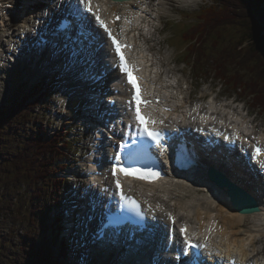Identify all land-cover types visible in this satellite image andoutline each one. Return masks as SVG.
I'll use <instances>...</instances> for the list:
<instances>
[{
	"label": "bare ground",
	"instance_id": "obj_1",
	"mask_svg": "<svg viewBox=\"0 0 264 264\" xmlns=\"http://www.w3.org/2000/svg\"><path fill=\"white\" fill-rule=\"evenodd\" d=\"M48 1H51L50 2L51 4L54 1L59 3V0H48ZM96 1L98 3V6L102 10L103 18L106 19L108 22L109 28L113 29V32L115 35H117L118 39L132 46V47H128L126 49V52L130 55V57L133 60H137L136 66H140L138 62H143L147 64V66H145L143 69V73H145V77L147 78L148 91L150 92L152 88H155L156 92H158L160 89H164V91L168 93V95L172 97V99H174V100H170V102H173V106L175 105L176 107H178V104L182 103L181 109H183V111H187L190 114H194L193 112H195L196 110L197 115L201 114L203 115V118H207V119L210 118L211 116L208 115L209 113L201 110L200 108H195V110H192V112L190 109H187L185 105L184 97L176 98L175 95L174 96L171 95L174 94L175 90H177L176 94L180 93L178 89L179 86H175L171 80L167 79L166 75H163L164 73L163 65L158 60V57L150 56L154 54L152 49H150L149 52L141 49L142 46L144 45V42L147 41L146 39L142 41L143 32L145 31L146 27H145V21H143L144 16L140 15L141 12L140 13L138 12L140 9L144 11L145 10L144 7L145 8L151 7V1L150 0H96ZM44 2L45 0H0V50L2 52L1 55L3 54V56H0V63L6 59L5 57L9 56L7 52L9 50L7 47H5V44L3 43L4 39H6L5 37L9 36L8 31H10L11 33L15 25H17V23L22 19L25 22H27L29 18V14L31 13L34 14L35 12H38L39 9L43 7ZM73 3H75V1ZM123 12L131 15L132 23L130 25L129 23L123 22L122 20H114L115 15L117 14L122 15ZM126 25H129L131 27L129 33H127ZM121 30H123L122 34H121ZM106 51L108 53V59L112 61L113 58L109 57L108 47L106 48ZM46 56L47 55H45L44 53V56L42 58H39L38 63H40V61H44L45 63H47V61L51 60V56H48V60ZM53 57L55 58L51 60V63L48 64L49 66L53 67L55 71H59L60 69L58 67L62 66L60 65L61 62L64 63L67 57L62 55L59 56L55 55ZM13 60L16 61L14 57ZM21 62L22 61H20L18 64L24 66V64ZM45 63H41V65ZM191 64L193 63L191 62ZM14 65L16 66V64ZM27 65L28 64H26V66ZM65 72H66V78L69 77V79H71L75 77L77 79H80L79 87L84 89V91L87 92L88 96L92 92L98 91L100 89L108 90L110 96L112 94H115V92L112 91L113 88L111 89L110 87H108L106 89H102L100 88V86L105 82L104 81L105 79L109 78L107 79L108 82L112 83L113 80L119 77L121 74L117 70L116 73L110 78L108 73L105 70H102V77L99 79L100 82L102 83L96 87H93L90 85V83L84 81L83 79L84 76L82 74L84 72V69L81 68V64H78L74 69H72L71 72L68 70ZM77 74L78 77H76ZM99 75L100 73H98V76H96L95 79L99 78ZM73 88L74 86L72 85L68 86L67 88L69 92H72L69 93L71 94L72 98H74L73 96H76V94L72 91ZM117 90L118 91L121 90L124 92L125 87L123 85L118 86ZM122 96H125V93H123ZM218 97L219 95L213 97L216 99V103L218 102L217 100ZM77 102L78 100L76 99L73 100V104H77ZM236 102H239V100L234 99L232 103H236ZM92 103L94 104L92 105L89 104L91 108L97 109L99 107L101 110H106V108H103V105L99 101V99H94ZM126 105L127 103L124 102L123 100V103L121 104L122 107L121 109L123 112H119L117 104L114 106V108H116L115 111L117 117H120V119L123 116H126V114H128ZM223 106L225 107V109L229 110L228 112L224 113V116L227 119V121L223 123L225 128L226 127L235 128L237 126V123L235 121L240 120L241 124L243 125L245 124V126L249 130L250 127L246 124L247 122L246 119L242 118L240 114L232 111L229 106L226 105ZM201 107L205 108V106H201ZM244 107L245 106H243V108ZM172 109L174 110V112L176 111L175 108ZM216 111L217 109L215 108L213 114H217ZM106 115H109V113H106ZM227 115H229V119L227 118ZM193 118L195 119V121H201V119L195 116ZM104 120L106 121L105 118ZM91 121L94 125L96 124V122H99L100 125L104 124L103 122L98 121L96 117L94 119H92L91 117ZM24 125L25 123L21 125V128ZM197 129L198 131L201 132L205 131L204 128H202L201 126H197ZM198 131L194 132V130H192V133H194L193 135H191L192 139L198 138L197 137V135L199 134ZM263 134H264L263 130H261L260 138H264ZM253 135L255 138H257L258 136L257 134H253ZM99 137L103 140H106L105 136H103L101 132H99ZM99 142L96 144V148L98 150L102 148V144L100 143L101 145L100 146ZM96 148H94V150H96ZM211 149L213 150H210L209 153L198 152L200 153L201 158L202 155L204 157L203 159H201L202 164L200 165L199 170L196 167L189 169H182V170L177 169V172H172V175L169 177L168 181L157 185H153V184L148 185L142 183V185L144 187L146 186L147 188H144L143 186L142 187L147 191L146 192L147 195L150 194L153 195V202L157 207L156 212H160L162 215H164V212H162L163 211L162 206L159 207V204L156 201L157 193L164 192L165 195H167V197L171 201L175 202V204L179 206V208L177 207L178 209H182L184 210L185 213H189V214L191 212H194L197 215V218L199 219L198 229L195 228L193 223L190 221L182 222L181 214L178 213L175 214V222H173L171 216L170 218L166 217V221L170 223L172 226H175L174 225L175 223H177L181 228L187 225V234H193L196 237L201 236L202 240L207 239V242L210 243L211 245L210 249L216 250L217 254L213 255V253L209 249V246H207L204 248V251L201 253V257L198 255L197 252L181 250V254H184L187 258L190 257L193 258L194 264H206L208 261H211V263L217 262L218 264H235L236 262L233 261L234 258L235 260H238L239 264H264V258L263 260L256 259V257H254L255 255L252 256L251 250L248 248L249 246H251V244L255 243L257 239L261 238L260 235L263 234L262 230L264 229V181H262V179L260 178H257L256 175H254V173L251 170H249L247 165L244 164L243 159L239 158L238 155L233 154V152L229 154L226 153L215 154L217 148L214 147ZM97 155L98 154H96V156ZM98 157L96 158L91 156L86 161V163H89L90 169L93 171L95 175L92 177L95 178L97 182H99L100 180H105L106 182L111 181V176H112L111 171L108 169V167H105L103 163L97 162ZM204 162L207 163L209 166H213L218 169H221L235 183L239 184L240 186L248 190L252 194V196H254L256 199L259 200V210L250 213L241 212L234 204V198L230 194L228 187L227 186L222 187L211 180V176L208 171L209 168L204 165ZM90 163L92 164L90 165ZM231 170H233V172ZM87 175L89 174L87 173L86 176ZM105 189H103L102 191V196L104 199L107 198L106 200H109V198H111V195L113 193V187H111V184H109L107 186V190ZM34 190L35 189L33 188V191ZM33 191L31 192L30 195H32ZM186 192H190V194H192L193 192L194 195L197 194L198 196L193 195V198L190 199V195L187 194ZM57 197L58 195L56 196V201H57ZM163 201L164 200H162V202ZM54 203L51 204L53 207H55ZM162 205H166V204H162ZM166 211H171V210L168 209ZM247 217L257 222V224H254L252 226L253 232H250L251 230H249L248 232L246 231L247 236H239V237H237L238 235L235 236V233L238 234L239 230L243 228L240 227L245 224L246 219H248ZM55 219H57L59 223L61 222L62 217L60 216V213L57 216L55 215L52 220ZM178 230H179L178 227L174 229L173 238H176L175 242L177 241L179 243L177 246L179 249H181L182 247L181 237L175 235L178 234ZM242 231L243 230H241V232ZM28 234L29 232H27V235ZM31 235H34L35 238H37L36 234H31ZM78 236H79L78 234H75L76 238ZM51 237L52 239H56L55 236H51ZM42 240L44 242H47L44 239ZM40 244L42 246L47 247L45 244L41 242ZM54 244H58V243L55 242ZM90 248L92 249V252L95 255L94 258L96 259L99 258L100 260H102V258L106 256L103 251L102 252L100 251V246L94 247L90 243ZM111 248L113 252L110 253L109 257L111 258L116 257L117 264H119L121 261H122L121 263L123 264L124 262L126 264L134 263L133 261L124 259L121 255L117 254L118 251L114 247H112V245ZM262 249L264 250V248ZM95 250L98 251L96 252ZM164 250H165L164 256L170 255L172 248L169 246L168 241H165ZM58 252L55 253L56 254L55 257L58 256L57 255ZM173 253L175 254L174 257L176 258L177 253H179V250H175V252ZM209 253H211L212 255H209ZM158 256H159V251L157 250L151 251L148 249L146 254L144 253L143 256L141 257L142 259L151 260V264L152 262H154V264H162ZM133 259H135V256H133ZM110 264H115V263L111 261ZM136 264H138V262H136Z\"/></svg>",
	"mask_w": 264,
	"mask_h": 264
},
{
	"label": "rangeland",
	"instance_id": "obj_2",
	"mask_svg": "<svg viewBox=\"0 0 264 264\" xmlns=\"http://www.w3.org/2000/svg\"><path fill=\"white\" fill-rule=\"evenodd\" d=\"M216 1L217 0H164V3H162V5H159L157 4V2H154L152 7L155 8V16L153 15L154 17L152 16L151 18H149L147 15L144 16L145 19L148 20L149 25L147 27L150 28L149 30H146L145 34L142 37L143 40L145 38H148V45L143 46L144 50H146L147 48L148 51L152 49L154 54L158 57V60L163 65V75H166L167 79L174 82V84L178 81L179 90L182 92L181 94H179V96L180 98L184 97L185 105L187 109L191 110V112L192 110H195V108H199L197 106H193V104L197 101L198 106H206L209 100L219 95V97L217 98L218 102L216 104H218L217 107H220L222 109L220 110L221 115L219 116L222 123H225V121H227L226 117L224 116V113L229 111L227 109H224L225 107L223 105L230 104V106L234 105L237 106L238 109H242L243 113H247V110L250 111V118H255L254 124L252 125L250 130H252L253 127H257L258 130H262L264 129V112L262 109L256 107L255 102H253L252 99L246 97L247 94L244 90H239L238 94L232 96L231 93L233 92H231L227 86L222 85V80L215 79L213 77V73H211L208 78H205L204 76L201 78L209 80L202 86L200 85L201 80H199V82L192 83L193 80L191 79V75L192 73L196 75L195 66L193 68L192 64L186 65L185 63H183V61L186 60V44L183 42V35L190 34L191 30L189 29L194 28V25L197 23L200 17L208 16V14L204 12L205 8L214 4V2L216 3ZM32 16L34 15H29L27 22H25L23 19V21H19L17 25H15L11 33L10 31H8L9 36L5 37L7 39L5 40V47L10 48L15 39V35H17L24 26H31V24L33 23ZM1 53L2 52L0 50V56H3V54L1 55ZM186 62L190 61L187 60ZM41 63L45 62L40 61V64ZM63 64L64 63L61 62L60 65L63 66ZM27 67L28 68L20 66L17 67L18 71L25 72L23 74H19V76H22L24 85L17 88V93L20 96L21 94H23L24 90H26V93H28L35 89L31 87V84L33 82H36V80H38V77L43 78L47 74V72H50L51 74H47L49 77L42 81H46L48 84L49 89L47 90V93L55 94L54 97H52L49 101L43 102L42 104L43 107L41 110V116L45 118L43 128H48L49 134H53L54 132H57L61 129L68 128L69 123L74 124L73 128L77 126V124H80V131H72V133H74L73 136L76 137V140H73L72 143L75 144L79 141L81 151L78 153L71 152L70 150L68 151L67 176L70 181H68L67 188L64 192V194L66 195V192L69 189L79 188V184L76 183V180L83 177L81 174L83 165L82 161H87V156L85 155V152H82V150H84L90 143V137H87V131L90 132L88 128L89 122L87 119L84 120L83 118L81 119V121L83 122H76L75 120L76 117L74 112L79 108V106H77L78 103L73 104V100L77 99L78 96H73L74 98H72L71 94L68 93L69 91L67 90V88L72 84L73 79L71 80L69 79V77L66 78L65 70L63 71V69L61 68L59 71H55L53 67L49 66L48 63H45L41 66L36 65L34 68L31 66L29 67V65H27ZM38 68H40L39 71ZM5 71L7 73H4V76L1 77L0 82V104L6 102V100H8V98L12 94H15L12 88L16 85V82L18 83V80L16 81V79H9L12 71ZM204 95H209V97L206 99V102L201 100ZM211 95H213L212 98ZM234 99L239 100V102L232 103ZM243 106L245 107L243 108ZM43 109H45V111ZM193 113L194 115H197L196 110ZM243 113L238 114H240L241 116V114ZM243 118L247 120L246 117ZM22 128L26 129L27 133H32L30 129H28L29 127L27 124L22 126ZM78 132L81 133L77 135L76 133ZM83 134H85L84 138ZM23 141V136L19 135L18 133H11L10 138L2 143H6L8 152H16L20 150ZM71 147L72 146L70 145V148ZM91 164L92 163H90V165ZM231 171L233 172V170ZM13 176V174H8L6 175L4 180L1 181L2 185L0 188V254L6 257V264H18L21 260L24 259V257H22V255L24 254V250L21 246L25 244V241L29 240V244L27 243V248L29 249L32 244V239H28V237L31 234H36L37 239L35 240L39 241V243L41 242L45 244L54 252V256H56L55 253L59 251V247L57 246V244L55 245L53 243L54 241L50 239L52 238L51 236H55V233L52 234L49 238L45 235H39V232H33V229L31 230L30 228V215H33L30 200V194L33 189H31L30 185L33 184V179L30 177H21L20 179L13 180ZM62 193L63 191L59 193V197L60 195H62ZM186 193L190 195V199L193 198V192L192 194H190V192ZM64 194L61 196V200H59V198L57 197V201V195L50 196L46 202H42L40 204V207H42L44 211L45 209H47V204L49 205V203L52 204L56 201L54 203L55 207L56 205H58L63 207V209L60 210L59 207H54V209L52 208V212L55 213L56 216L60 213L62 219H68V217L65 218L64 216V209L70 208V204L67 203V197L64 196ZM194 196L198 195L196 194ZM171 205L173 207H179L175 203H171ZM177 211H179L178 214L182 215V222L190 221L193 223L195 228H199V219L197 218V215L194 212H191L189 214L185 213L184 210L178 208ZM81 215L82 214L78 212L75 214L74 217H69H71L73 224L74 222H77L78 225L79 221L81 220ZM35 217H37L36 220L39 221L37 222V224H40V211L35 215ZM247 218L248 219H246L245 224L241 227L239 226L240 228H243L239 230L238 234L235 233V236H247L246 233L249 230H251L250 232H253L252 226L254 224H257V222L253 221L249 217ZM241 230L243 231L241 232ZM27 232H29L28 235ZM262 233L263 234L260 235L261 238L257 239L255 243L251 244V246L248 247L251 250L252 256L255 255L254 257H256V259L258 260H263L264 258V250L262 249L264 248V229L262 230ZM62 236L63 238H67L69 240V243H72L71 240L73 237V243L76 244L75 240L78 237H75V234H73V231L71 229L64 231ZM42 239L46 240L47 242H44ZM68 248L70 251V257L67 259V262H69L70 264H87L86 261H80L82 255L78 254V251H75L74 245L71 246V249L70 247ZM76 248H78V246H76ZM95 260L97 264H110V262L102 263V260H100L99 258ZM112 262L117 264V258L115 257Z\"/></svg>",
	"mask_w": 264,
	"mask_h": 264
},
{
	"label": "trees",
	"instance_id": "obj_3",
	"mask_svg": "<svg viewBox=\"0 0 264 264\" xmlns=\"http://www.w3.org/2000/svg\"><path fill=\"white\" fill-rule=\"evenodd\" d=\"M204 12L208 16L200 17L194 28L189 29L190 34H184L182 38L186 44V60L193 63V68L195 66L194 76L208 78L213 73V77L222 80V85L231 92L244 90L246 97L264 112V0H217ZM41 100L37 98L29 105L17 102L0 108V188L8 174L14 175L13 180L33 179L31 186L35 190L31 195L33 215H30V224L34 232L44 234L49 227L54 231L52 226L60 224L57 219L47 221V209L42 211L40 204L57 195L63 187L57 171L68 141L65 137L61 140L60 136L49 141L45 132L39 130L37 135L34 131L28 135L16 152H8L6 143H2L11 133L21 135L23 123H40L37 107ZM39 211L40 224H37L39 221L34 215ZM41 224L46 225L45 228L42 225V232L38 229ZM28 238L32 239V247L28 249L29 242L25 241L21 246L24 259L18 264H66L65 247L60 248L55 257L54 252L36 241L34 235ZM56 240L57 236L54 243ZM0 264H6V258L1 254Z\"/></svg>",
	"mask_w": 264,
	"mask_h": 264
},
{
	"label": "snow or ice",
	"instance_id": "obj_4",
	"mask_svg": "<svg viewBox=\"0 0 264 264\" xmlns=\"http://www.w3.org/2000/svg\"><path fill=\"white\" fill-rule=\"evenodd\" d=\"M76 3V11L81 12H87L91 13L95 16V20L98 23L99 26H101L104 31L107 33V36L110 38L112 45L114 46V52L118 56L119 64L118 67L126 74L127 76V82L133 86L135 89V92L133 93L132 100L128 101L129 106L131 107L133 101L135 102V120L137 121V129L139 131V135L142 137H148L152 141H156L159 143L161 138L164 136V133L162 130L157 129L155 127H152L151 125L156 124L157 122L162 123V121H157L155 119H152L150 116H146L142 110L141 105L149 103V101H146L143 99V95L141 92V86L138 83V78L136 76L137 72V66L135 64H132L129 62L126 52L124 51L125 48L131 47L127 43L122 42L120 39H118L117 35L114 34L113 29L108 27L107 22L100 16L98 12H95L92 7V0H75ZM82 19H85V17L82 16ZM121 17L119 15L114 16V20H119ZM131 23V21H128ZM123 30H121L122 34ZM131 127V126H130ZM236 138L239 139V133L236 134ZM134 143H136L134 141ZM142 143V142H141ZM129 146L127 143H123L120 145V148L123 150L125 148H128ZM138 151L129 149L128 151V157L125 163H128V167L120 166L121 156L117 154L114 157V160L117 162V166L114 167L111 171L113 175H117L119 172H123L125 175H135L140 178H148V177H158L160 175L159 172L154 171L150 167L146 168H134L131 167L132 163H138ZM254 155L256 157H259L261 155H264V146L260 145L259 143L255 146ZM185 164L191 165L194 162V157L192 155H185L184 161ZM116 186L120 189V199L125 202L127 206L131 208L132 211L137 213L139 216H143V213L140 211L139 201H137L134 197L127 196L124 193V190L121 186L119 178L116 179ZM151 207V205H149ZM169 216H171L173 222H175V217L172 216L171 213H169ZM130 217L124 215L123 207L120 209V215L109 218L106 222V227H118L126 223ZM135 223H139V221H134ZM181 232L184 233V242L189 247L194 248H201L206 247L207 245H201L199 243L193 244V242L189 239L187 235V225H185L183 228H181Z\"/></svg>",
	"mask_w": 264,
	"mask_h": 264
},
{
	"label": "water",
	"instance_id": "obj_5",
	"mask_svg": "<svg viewBox=\"0 0 264 264\" xmlns=\"http://www.w3.org/2000/svg\"><path fill=\"white\" fill-rule=\"evenodd\" d=\"M211 176L218 185L228 187L230 194L234 198V204L241 212L250 213L259 210V203L250 192L247 193V190L226 177L219 178L213 171L211 172Z\"/></svg>",
	"mask_w": 264,
	"mask_h": 264
}]
</instances>
